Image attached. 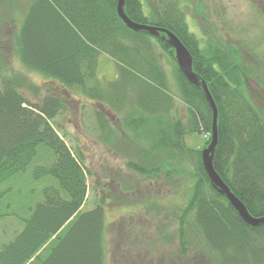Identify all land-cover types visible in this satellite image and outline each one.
<instances>
[{"label": "trees", "instance_id": "obj_1", "mask_svg": "<svg viewBox=\"0 0 264 264\" xmlns=\"http://www.w3.org/2000/svg\"><path fill=\"white\" fill-rule=\"evenodd\" d=\"M116 5L117 0H27L25 7L14 8L21 19L12 47L24 67L125 111L129 129L149 145L132 169L154 173L171 163L183 169L184 160L196 156L189 198L172 212L179 221L182 252L187 245L198 248L194 264H264V223H246L211 187L200 152L184 144L186 133L210 132L211 111L201 88L175 64L179 97L188 111L183 124L172 114L173 98L153 42L172 54L170 45L160 36L128 28ZM124 11L135 22L170 30L189 50L193 70L208 85L218 110L214 168L252 215H264V118L242 89L232 63L234 49L225 54L216 48L207 56L178 0H125ZM6 52L1 45L0 203L15 181L29 176L36 186L49 180L36 186L40 194L33 207L27 206L28 215L19 216L21 229L1 244L0 264H107L103 208L80 210L84 171L49 121L66 107L65 100L50 90L35 102L24 96L23 86L36 95L39 91L22 73L1 71ZM99 54L111 57L117 69V79L105 86L96 79ZM96 113L103 124L102 113Z\"/></svg>", "mask_w": 264, "mask_h": 264}, {"label": "rangeland", "instance_id": "obj_2", "mask_svg": "<svg viewBox=\"0 0 264 264\" xmlns=\"http://www.w3.org/2000/svg\"><path fill=\"white\" fill-rule=\"evenodd\" d=\"M26 3L27 0H0V46L7 50V64L1 71L26 76L39 91L36 95L30 87H21L22 94L32 102L47 90L60 93L65 100L66 107L49 121L84 171L86 192L80 210L97 205L103 208L107 264H194L198 248L187 245L182 252L179 221L172 212L189 198L196 156L184 160V170L172 163L161 164L154 173L132 169L131 164H141L140 155L145 148L146 154L149 152V145L146 137H136L129 129L124 110L105 105L111 117L105 116L100 124L96 111L107 115L100 104L21 63L11 38L15 23L21 19L14 8L18 4L25 7ZM178 4L189 31L207 56H212L216 48L225 54L229 48L234 49L236 62L232 63L237 65L241 86L264 118V0H178ZM153 43L173 98L172 114L186 124L188 111L178 93L174 53ZM116 77L113 59L99 54L96 79L100 85ZM209 137V133H186L184 144L200 152ZM30 169L31 166L27 171ZM26 180L15 181L1 200L0 246L21 229L19 216L28 215L27 206L33 207L40 194L36 186L46 184L49 178L36 186L29 182V176Z\"/></svg>", "mask_w": 264, "mask_h": 264}, {"label": "water", "instance_id": "obj_3", "mask_svg": "<svg viewBox=\"0 0 264 264\" xmlns=\"http://www.w3.org/2000/svg\"><path fill=\"white\" fill-rule=\"evenodd\" d=\"M125 0H117V13L121 20L132 30L147 31L148 33L159 36L167 41V43L174 49V56L176 63L187 78V80L199 87H201L203 95L211 110V139L207 147L201 151V162L203 169L211 183V185L220 193L223 194L230 204L234 207L240 217L249 225L257 226L264 223V215H252L244 203L231 191L229 186L222 180L220 175L216 172L213 166V155L218 141L217 132V116L218 111L215 101L207 87L206 82L197 75L192 69V56L182 41L170 30L145 23H138L131 20L124 11Z\"/></svg>", "mask_w": 264, "mask_h": 264}, {"label": "flooded vegetation", "instance_id": "obj_4", "mask_svg": "<svg viewBox=\"0 0 264 264\" xmlns=\"http://www.w3.org/2000/svg\"><path fill=\"white\" fill-rule=\"evenodd\" d=\"M110 117H111V115H110Z\"/></svg>", "mask_w": 264, "mask_h": 264}]
</instances>
